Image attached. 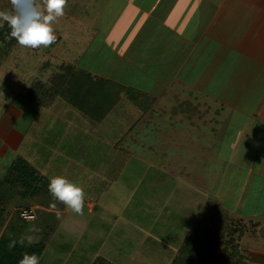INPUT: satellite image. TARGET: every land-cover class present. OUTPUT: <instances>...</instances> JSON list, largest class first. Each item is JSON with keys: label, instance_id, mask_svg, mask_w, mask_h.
Instances as JSON below:
<instances>
[{"label": "rangeland", "instance_id": "1", "mask_svg": "<svg viewBox=\"0 0 264 264\" xmlns=\"http://www.w3.org/2000/svg\"><path fill=\"white\" fill-rule=\"evenodd\" d=\"M126 1L67 0L64 16L52 25L56 41L48 46L49 49L43 46L26 48L15 43L0 60V132L9 133L13 127L21 135L20 142L4 152L6 135L0 134V177L12 159L21 155L44 179L63 176L85 193L83 214H76L56 202L61 216L39 257L40 264H170L184 240L192 234L210 235L206 257L208 260L218 258L219 262L225 256H231L227 252L240 237L227 233L229 230L221 222L210 223L203 218V208L217 203V198L213 197V192L202 189V157L195 156L197 152L193 148L180 149L177 144L183 142L177 139L181 137L169 138V133L165 132L170 129L167 125L157 124L152 128L142 124L140 130L135 127L140 110L130 99L131 93L123 94L100 122L78 111L62 95L45 107L36 106L25 96L33 79H44L62 62H72L70 60L75 58L71 54L79 49V63L88 68H107L105 62H100L102 57L94 51L102 29L109 23L131 24L129 32L136 30L138 39L151 35L150 28L157 32L146 20L149 17L145 13L155 0ZM170 1L173 5L184 2L183 6H191V0H160L151 18L154 14L159 15ZM136 4H139L141 13L133 9ZM10 9V0H0V11ZM87 10V15L82 13ZM94 13L98 18H93ZM195 15L184 18V22L197 21ZM166 18L171 21L174 15L169 13ZM226 18L218 15L208 28L212 32L214 27L217 29L214 33H219L218 41L211 40V32L190 55H187L186 46L169 45L163 50L157 46L158 50L161 49L159 64L164 72L160 77L166 73L169 79H163L170 80L176 75L180 81L187 80L199 94L203 89L209 91L216 86L220 98L224 99L228 94L238 97L237 72L246 58L239 59L238 50L234 48L237 45L235 34L243 33L245 29L237 28L233 21L230 26L223 27ZM97 21L101 34L95 33L88 24ZM156 34L159 33L153 35ZM157 37L159 40L162 35L154 39ZM156 43L151 46L149 55ZM249 44L244 40L241 46L247 49ZM250 49L257 51V45L250 46ZM217 53L224 54V60L228 59L221 61L224 66L218 65L214 57ZM169 57L177 62L172 68L163 64V60ZM121 69L124 67L120 64L115 71ZM226 69V73H220ZM131 71L132 76L121 73L122 79L139 85L141 79L135 73L133 76ZM218 76L224 82H217ZM143 85L146 86V82ZM162 90L167 89L163 87ZM155 120L165 123L160 118ZM175 133L182 132L176 130ZM9 208L11 215L13 207L9 205ZM28 209L33 211L34 208ZM221 228H225L220 233L222 238L215 234ZM237 255L234 256L238 260L244 256L242 253Z\"/></svg>", "mask_w": 264, "mask_h": 264}, {"label": "crops", "instance_id": "2", "mask_svg": "<svg viewBox=\"0 0 264 264\" xmlns=\"http://www.w3.org/2000/svg\"><path fill=\"white\" fill-rule=\"evenodd\" d=\"M183 3L173 5L170 1L160 10L159 15L154 14L151 18L155 7L160 4V0H155L149 12L145 13L149 17L146 20L152 23L151 26L159 34L153 35L157 32L150 28L151 35H144L140 39L136 36V30L134 33L129 32L131 24L109 23L104 29L101 28V34L100 22H89L95 33L98 31L101 34L94 53L102 57L100 62H105L107 68H88L79 63L77 57L80 56V49L71 54L75 59L70 61L92 74L120 83L124 81L123 84L128 87L143 90L155 98L146 114L140 111L135 127L139 129L142 124L152 128L157 124L167 125L170 129L165 132L169 133V138L174 137L175 140V135L181 137L177 139L183 142L177 144L180 149L193 148L197 152L195 156L202 157V189L207 193L213 192V197L217 198L215 204H220L230 214L231 230L235 236L240 237V240L234 241L235 245L231 249L244 254L237 264H264V0H191V6L186 4L188 7L183 6ZM133 9L136 13H141L139 4ZM82 13L87 15L88 10ZM169 13L174 15L171 21L164 19ZM194 14V17H198L197 21L190 20L192 24L184 22V18ZM229 14L231 17H228ZM94 15V19L98 18L95 13ZM218 15L227 16L223 27L230 26L233 21L237 28L245 29V32L235 34L237 45L234 48L238 50L239 59L246 58L237 72L240 90L239 93L235 91L239 94L238 97L228 94L222 99L217 94L216 86L209 91L203 89L202 94H199L187 80L180 81L176 75L165 80L163 78H168L165 73L161 78L160 75L164 72L160 68L162 64H159L160 50L169 45H182L186 46L187 55H190L203 38H208L212 32L208 28L217 20ZM217 26L220 27L221 24L218 23ZM214 31H217L215 27L210 38L216 43L220 35ZM157 35L162 37L154 39ZM244 40L250 43L246 46L247 49L241 46ZM154 43L155 49L149 55ZM253 45H257V51H251L250 46ZM157 46L162 48L158 50ZM223 55L217 53L214 56L220 66H224L221 61L228 60H224ZM175 58L169 57L163 60V64L172 68L177 63ZM120 64L124 69L116 72L115 69ZM130 71L133 76L135 73L141 79L139 85H132L122 79L123 75L120 74ZM226 72L227 69L220 73ZM129 76H132L131 73ZM211 77L212 74L209 78ZM144 82L146 86L143 85ZM217 82H224V79L220 80L219 77ZM159 86L167 90H162L163 87L158 88ZM110 112L111 110L106 115ZM159 118L165 123L155 120ZM143 119L146 120L143 122ZM12 128L9 133L0 132L6 135L4 152L20 142V134ZM176 130L182 133H175Z\"/></svg>", "mask_w": 264, "mask_h": 264}, {"label": "trees", "instance_id": "3", "mask_svg": "<svg viewBox=\"0 0 264 264\" xmlns=\"http://www.w3.org/2000/svg\"><path fill=\"white\" fill-rule=\"evenodd\" d=\"M15 43L16 40L10 37L9 26L4 23L0 26V60H3ZM130 93L133 104L142 114H146L154 102V97L149 93L92 74L87 69L66 61L56 69H52L44 79H33L25 96L36 106L45 107L57 96L62 95L78 111L91 120L100 122L123 94L127 96ZM48 183L49 180L44 179L41 173L21 155H16L12 159L5 174L0 177V264H18L25 252L40 257L47 246L61 216L60 211L56 209L57 201L47 190ZM9 205L13 207L11 215ZM29 207L34 208L33 211L28 209ZM24 210H28L35 220L31 221L23 217ZM202 213L205 221L221 222V225L224 224L222 226L229 230L227 233L234 235L231 230L230 214L220 204H208L203 208ZM33 224L39 231L29 232ZM225 228L223 230L221 228L215 234L222 238L220 233ZM28 235L37 237L36 241L29 244L25 239L21 244V237ZM198 236H201L200 240ZM13 242H15L14 246H10ZM207 244H210L209 234L190 235L184 240L170 264H237L238 259L234 255L239 253L236 250L227 252L231 256H225L226 258L219 262L218 258L213 257L212 260H208Z\"/></svg>", "mask_w": 264, "mask_h": 264}, {"label": "clouds", "instance_id": "4", "mask_svg": "<svg viewBox=\"0 0 264 264\" xmlns=\"http://www.w3.org/2000/svg\"><path fill=\"white\" fill-rule=\"evenodd\" d=\"M10 4V10L0 11V26L7 23L10 37L19 45L36 49L48 47L56 41L52 25L59 17L64 16L67 0H10ZM47 190L54 200L76 214H83L85 193L81 187L63 176H55L50 178ZM29 220L34 221L35 217H29ZM36 231L39 229L33 224L29 232ZM25 239L31 244L37 237H21L20 243L23 244ZM14 244L15 242L10 246ZM18 264H40V258L25 252Z\"/></svg>", "mask_w": 264, "mask_h": 264}, {"label": "built area", "instance_id": "5", "mask_svg": "<svg viewBox=\"0 0 264 264\" xmlns=\"http://www.w3.org/2000/svg\"><path fill=\"white\" fill-rule=\"evenodd\" d=\"M25 214H27V215H25ZM22 216L25 218H29V217H32V214L28 210H24L22 213Z\"/></svg>", "mask_w": 264, "mask_h": 264}]
</instances>
